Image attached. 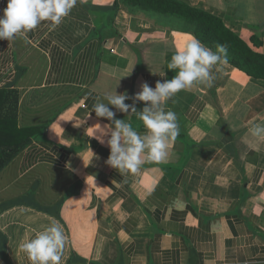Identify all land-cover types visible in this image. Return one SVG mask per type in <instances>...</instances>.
I'll return each instance as SVG.
<instances>
[{
  "label": "crops",
  "instance_id": "crops-1",
  "mask_svg": "<svg viewBox=\"0 0 264 264\" xmlns=\"http://www.w3.org/2000/svg\"><path fill=\"white\" fill-rule=\"evenodd\" d=\"M114 1L77 0L58 27L44 21L0 40V88L17 92L16 125L38 127L0 170V264H30L19 245L52 220L66 236L62 264H264V140L249 132L264 122V80L213 66L211 86L195 83L165 105L180 128L167 160L114 169L111 122L93 104L115 91L141 110L131 97L171 79V56L194 36L182 19L126 2L97 32L96 8ZM182 1L264 54V0ZM113 111L145 132L137 114Z\"/></svg>",
  "mask_w": 264,
  "mask_h": 264
},
{
  "label": "clouds",
  "instance_id": "clouds-1",
  "mask_svg": "<svg viewBox=\"0 0 264 264\" xmlns=\"http://www.w3.org/2000/svg\"><path fill=\"white\" fill-rule=\"evenodd\" d=\"M77 0H7L0 10V40H12L17 35H26L42 22L58 27L76 6ZM228 62L227 48L217 44L216 50L202 44L195 36H189L168 63L169 71H175L171 79L158 80L154 87L142 83L140 91L131 97L144 102L137 111L135 104H127V93L97 98L92 106L96 117L105 118L107 145L110 149L107 163L122 173H137L144 160L165 162L169 146L180 133L177 115L165 110L166 103L178 92L191 88L195 83L211 86L214 79L211 69ZM165 75V73H164ZM112 106V107H109ZM135 113L145 132L141 134L124 119H117L116 112ZM250 135L264 140V122L254 123ZM103 142V141H101ZM66 236L59 222L52 220L47 226L26 238L19 249L25 253L30 264H62Z\"/></svg>",
  "mask_w": 264,
  "mask_h": 264
},
{
  "label": "trees",
  "instance_id": "trees-1",
  "mask_svg": "<svg viewBox=\"0 0 264 264\" xmlns=\"http://www.w3.org/2000/svg\"><path fill=\"white\" fill-rule=\"evenodd\" d=\"M119 2L152 10L164 15L176 16L190 24L193 35L213 51L217 44L227 48L228 63L248 76L264 80V54L254 51L235 32L225 26L222 19L182 0H115L111 6L96 8L103 21L101 29L110 26L119 8ZM253 46H260L257 36H251ZM17 92L11 87L0 88V170L35 135L38 127L16 125Z\"/></svg>",
  "mask_w": 264,
  "mask_h": 264
},
{
  "label": "built area",
  "instance_id": "built-area-1",
  "mask_svg": "<svg viewBox=\"0 0 264 264\" xmlns=\"http://www.w3.org/2000/svg\"><path fill=\"white\" fill-rule=\"evenodd\" d=\"M5 0H0V10L4 9L6 6Z\"/></svg>",
  "mask_w": 264,
  "mask_h": 264
}]
</instances>
